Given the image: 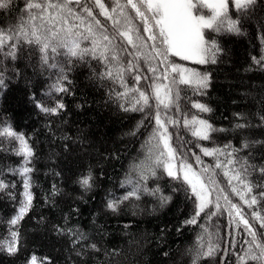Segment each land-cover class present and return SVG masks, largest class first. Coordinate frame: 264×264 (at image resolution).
Returning <instances> with one entry per match:
<instances>
[{"label":"trees","instance_id":"16d2710c","mask_svg":"<svg viewBox=\"0 0 264 264\" xmlns=\"http://www.w3.org/2000/svg\"><path fill=\"white\" fill-rule=\"evenodd\" d=\"M91 2L101 22L97 32L112 35L116 28L130 26L133 36L142 35L153 44L127 0H119L123 15L119 9L111 13L113 0H102L120 21L116 26ZM28 3L0 0L6 5L0 7V31L19 36L0 48V128L10 126L23 135L32 153L25 162L17 154L18 141L0 137V242L11 241L12 232L17 233V250L10 254L0 249V264H31L33 257L36 264H240L252 240L243 220L258 239L264 234V0L243 9L230 6L228 15L238 31L228 30L227 24L218 31L203 30L205 39L217 46L215 62L211 56L203 64L168 56V63L206 75V86L179 83L178 74L160 60L149 62L155 73L141 60L139 74L148 79L137 83L135 70L125 72L122 86L115 73L112 78L101 76L105 64L91 54L73 57L67 47L58 49L60 55L51 48L41 52V44L29 43ZM200 11L209 14L206 8ZM154 23L149 21L150 26ZM76 31L88 35L85 27ZM153 33L158 34L155 27ZM78 39L81 48H92L91 39ZM117 40L127 45L122 37ZM153 84L171 89L167 109L157 106ZM133 88L146 92L150 107L131 110L138 97ZM58 104L63 107L55 114L42 111ZM196 104L209 110L200 111ZM157 111L163 121H175L165 126L176 166H191L210 190L211 203L195 224L186 223L197 203L189 185L148 159L146 142L156 127ZM193 118L211 126L208 139L194 136L191 125L185 126ZM205 150L212 154L205 155ZM149 165L155 175L145 171ZM25 167L31 171L22 175ZM236 173L240 180L233 178ZM89 177L88 186L83 185ZM26 179L31 205L13 226L10 221L26 203ZM134 189L136 195L124 199ZM110 201L117 202L115 210L108 207ZM208 213L215 215L209 219ZM209 244L218 246L215 255H198Z\"/></svg>","mask_w":264,"mask_h":264},{"label":"snow or ice","instance_id":"6c2138e0","mask_svg":"<svg viewBox=\"0 0 264 264\" xmlns=\"http://www.w3.org/2000/svg\"><path fill=\"white\" fill-rule=\"evenodd\" d=\"M255 0H232L231 5L229 0H127V6L135 10L136 15L139 16L144 22L145 33H148V39L153 41V44L149 46L142 35L133 36L131 33L134 31L132 27H126L124 30L116 28L115 34L109 35L104 31L97 32L96 27L100 26V21L96 19L93 13V4L91 0H29L26 6L28 11L29 20L26 23L30 27V34L32 39L29 43L41 44V52H45L51 48L53 53L60 55L58 51L60 48L67 47V54L73 57L91 54L94 59H99L101 63L105 64L106 71L101 73L102 77L112 78L113 74L121 80L123 86V75L125 72L131 74L134 70L136 75L134 80L139 83L141 79H148V77H142L139 74V62L143 60L148 63L149 71L156 72V68L152 67L149 63L152 60H160L162 64H165L167 68H170L172 73H176L179 76V83L181 84H198L200 86L207 85L208 77L206 75L201 76L200 73L194 69L184 68L183 66L175 63H168V56H176L182 60H191L194 63H206L209 57L214 59V49L216 44L214 41L209 42L205 39L204 29L220 30L225 24L230 31H238L236 27V21L229 18L230 6H234L237 9L247 8ZM114 7H111V13H116L120 10V15H123V7L120 5L119 0H113ZM6 6L0 4V7ZM94 6L101 9V13L107 18L113 21V25H119L120 21L115 19L113 15L109 14V8L105 7V2L102 0H94ZM208 9L211 15L202 14L200 9ZM31 10H35L32 12ZM82 14H86L82 15ZM150 14V15H149ZM86 19H89V23L85 26ZM127 19V18H125ZM37 20L40 23H35ZM153 20L154 26H150L149 21ZM92 21L95 22V26ZM85 27L88 35L76 31L77 29ZM153 27L158 30V34L153 33ZM138 31V30H137ZM25 37L28 33H24ZM83 37L84 40L91 39L92 48H81L79 37ZM117 36L122 37L127 41L125 45L122 41L117 40ZM18 39L19 36L13 37L3 31H0V48L7 45L10 39ZM107 43H104V42ZM156 41H159L158 47ZM69 44L71 45L69 47ZM130 46V47H129ZM15 47V45H13ZM99 49V51H97ZM15 55L14 52L9 53ZM131 56L132 59H127ZM48 56H42V60L47 63ZM57 67L55 63L51 65ZM63 71V69H61ZM165 79L167 76L164 77ZM160 79V77H155ZM3 80L0 79V84ZM173 84L177 83L174 78ZM57 91H67L66 88L57 87ZM132 92H138V97L135 99L131 110L144 111L145 107H150L149 96L144 91L138 89H131ZM152 93L157 101V106H163L167 109L171 103V89L168 85H152ZM121 95H127V92ZM178 96V93H177ZM136 105H140L137 107ZM63 107L62 104H58L54 108L42 107V111L56 113L58 108ZM194 107L200 111H208L203 105L196 104ZM129 110V109H125ZM156 127L153 130L152 135L146 142L148 147L149 156L148 159L152 161L156 167H162L167 175L179 179L177 171H174L176 167L173 161L176 158V151L170 144L171 137L168 134L165 123H175V121L168 120L163 121L159 111L155 115ZM186 127H190L192 134L200 139H208V133L211 130V126L204 120H197L193 118L191 121H184ZM198 125V127H197ZM243 127V125H240ZM0 137L15 139L19 142L20 148L17 154H21L25 158V162L31 156V149L28 147L27 142L23 135L14 132L10 126L0 128ZM153 141H156L153 144ZM211 152L205 150V155H211ZM231 155V153H229ZM166 157V158H165ZM232 163V161H229ZM219 167V165H217ZM31 169L25 167L21 170V174L24 175L30 172ZM145 171L151 172L155 175V168L151 165L148 166ZM206 171V170H205ZM247 169H245V172ZM261 173H264V168L260 169ZM179 173H182L183 180L189 185L193 195L196 197V212L192 219L186 221V223L195 224L196 217L204 212L205 208L209 206L211 201L209 200L210 190L201 181L199 176L192 171L191 166L181 163L179 165ZM227 175V172L225 173ZM234 179L240 180L241 175L236 173ZM89 178H85L81 183L85 186L89 184ZM141 179H146V176L141 175ZM0 187L4 185L0 184ZM29 187L27 179L25 180V195L26 203L21 207L20 214L13 218L10 223L14 226L22 218L23 214L27 211V208L31 205V196L27 192ZM248 187V185H246ZM249 187V191H250ZM235 191V189H233ZM136 190L128 193L124 199H128L130 196H135ZM243 199V197H241ZM255 203V199L252 200ZM117 202L110 201L108 207L115 210ZM218 207V205H217ZM233 209L236 208L232 205ZM239 215V213H237ZM215 213H208L209 219ZM243 223L247 227V231L251 236V244L247 250H245L244 256L239 258L240 264H246L248 260L264 262V234H261V238L258 239V234L253 231L251 226H248V221L243 220ZM261 227H264V220H261ZM12 240L9 242H0V249L6 248L7 251L12 254L16 249V237L17 233L12 232ZM251 245H255V249L258 250V254L254 251ZM93 247H95L93 245ZM218 246L209 244L207 251H203L198 255L202 256H214ZM31 264H36V257L32 258ZM195 264V261H194Z\"/></svg>","mask_w":264,"mask_h":264},{"label":"rangeland","instance_id":"374dc122","mask_svg":"<svg viewBox=\"0 0 264 264\" xmlns=\"http://www.w3.org/2000/svg\"><path fill=\"white\" fill-rule=\"evenodd\" d=\"M229 3H232V0H229ZM209 16L211 15V13H210V11H209V14H208ZM188 61H191V60H188ZM173 163H174V161H173ZM175 164V163H174ZM175 166H176V164H175ZM174 171H177V173L182 177V173H179V166L177 167H175L174 168ZM198 176V175H197ZM183 178V177H182ZM200 178V177H199ZM201 179V178H200ZM202 181V180H201ZM203 182V181H202ZM204 183V182H203Z\"/></svg>","mask_w":264,"mask_h":264}]
</instances>
